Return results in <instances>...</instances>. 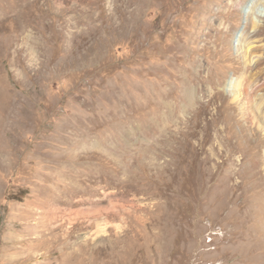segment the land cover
I'll return each instance as SVG.
<instances>
[{"label": "rangeland", "instance_id": "374dc122", "mask_svg": "<svg viewBox=\"0 0 264 264\" xmlns=\"http://www.w3.org/2000/svg\"><path fill=\"white\" fill-rule=\"evenodd\" d=\"M0 264H264V0H0Z\"/></svg>", "mask_w": 264, "mask_h": 264}, {"label": "bare ground", "instance_id": "6f19581e", "mask_svg": "<svg viewBox=\"0 0 264 264\" xmlns=\"http://www.w3.org/2000/svg\"><path fill=\"white\" fill-rule=\"evenodd\" d=\"M254 12H255V11H254ZM253 23H255V22H253ZM253 25H254V24H253ZM255 25H257V26H258L259 24L255 23Z\"/></svg>", "mask_w": 264, "mask_h": 264}]
</instances>
